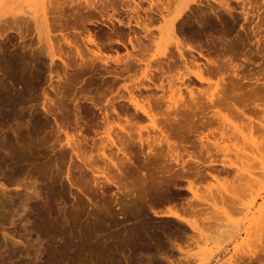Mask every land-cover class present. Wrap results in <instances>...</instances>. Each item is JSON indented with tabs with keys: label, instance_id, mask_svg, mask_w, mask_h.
<instances>
[{
	"label": "rangeland",
	"instance_id": "374dc122",
	"mask_svg": "<svg viewBox=\"0 0 264 264\" xmlns=\"http://www.w3.org/2000/svg\"><path fill=\"white\" fill-rule=\"evenodd\" d=\"M45 1L0 0V264H171L173 262L177 264H264V182L262 181L264 180V155L262 153L264 151V137L261 136L262 133L264 136V90L255 95L245 96L243 99L237 98V100L219 102L213 106L208 104L210 106L204 110L203 114L209 115L210 118L214 117V126L199 128L190 134L189 141L185 142L187 148L184 150L182 148L184 146H180L179 152L174 153V155L178 153L177 163H184L189 166L199 164L207 167L211 162L216 161L213 166L211 165V168L207 167L209 171L212 169L210 172H213L214 176L207 175V178L197 181L194 184V193L187 190L188 182L185 180H182L183 182L180 181L179 184L177 183L178 187H172L173 185L166 187L165 191L167 192L161 191L163 194L160 191L156 194L154 188L151 189L154 192L146 193L147 190L144 192V188L142 187V190L139 186V189L142 190L140 192L137 188V183L145 182L146 176L147 179L150 177L149 179L153 178V180L156 176L147 175L151 173V170H147V173L136 169L132 171L129 168L133 169V166H131L132 164L127 165L128 163L126 165L129 168L123 170L125 173L127 171L130 176L128 178H131V181H129L133 184L130 185L133 187H131L132 191L137 188L135 191L132 193L126 192L127 195L126 193H115L116 188L114 186L109 189L111 191L102 190L99 187L95 190L97 187L94 180L95 176L98 175L100 182H104V177L96 169L91 171L86 168L83 162L74 156L72 148L66 144V133L70 139L76 142V147L78 143L81 150H85L86 153L89 150L88 155L92 153L93 140L105 135V107L109 108V114L112 117H116V114L112 112V104L114 103L115 107H119L118 109H121L120 107L124 106V104L127 105V101L124 100L128 99L124 97L129 96L127 87L129 86L128 88H130V85H133V81L136 79L134 77L133 80L129 73L125 70L123 71L126 68L124 66L125 63H114V58L120 56L122 59L127 56L128 52L134 53L132 43L128 42L129 33L140 35V32L135 26L129 28L127 25H119L115 20L117 30L120 33L124 32L122 34L123 37L124 34L126 36L122 40H124L127 48L116 42L111 43L108 38L110 30L104 25L105 22L108 24V17L105 18V16L102 17L100 15V18L99 14L91 11L92 9L86 6L87 9L84 5L86 0H66V2L64 0L63 4L66 7L64 8L65 11L62 12H66V14L63 15L62 22L65 24L63 26L68 24V28L64 29L66 31L56 30V28L61 26L51 29L50 26L45 28V25L42 24L43 26L41 25L42 28H40L34 23L33 16H37L39 23L43 21L45 17L44 8L49 4V0ZM94 1L96 3L97 1L100 2V0ZM103 1L108 2V0H101V2ZM117 1L111 0L110 2H114L116 3L115 6H119L120 0ZM135 1L139 2L140 0ZM99 2L98 4H100ZM136 2H132V5L134 6ZM255 2H253L256 5L255 9L257 7L256 10L261 9L260 11L262 12H257L255 9L250 11L252 19L250 18L248 21L249 24L245 23V18L243 17V11H248L249 6L247 5L248 7L246 8L244 4H236V2L232 1L231 6L237 8L235 9V17L238 20L234 21L230 14L221 9L220 19L214 14L211 15L212 21L217 24V27L212 31L209 30L210 27H206V30L201 29L194 21L195 18L196 20L200 18L201 12H199V8L201 4L200 6L196 5L195 8L193 7V13L191 12L192 10L190 11L191 14L188 11L187 18L184 17L180 21L181 23L179 22V25H177L180 29L181 24L185 22L190 26L194 25L199 32L197 36L186 34L184 36L178 30L181 33L178 34L182 37L180 38L182 41H184L185 37V41L189 39L187 42L190 45L192 44L193 47L195 46L194 54L191 53L190 55L189 53L187 55L188 60L190 57L193 58L194 55L199 61L205 62V59L199 56L202 47L201 52L204 54L206 51L204 55L207 54V48L214 47L217 50V54L220 53V59L225 53V56H229L230 53L228 52L221 54L223 52L221 49L222 43L219 41L220 36L224 38L222 28L227 25L225 30L226 34L229 35H226L225 38L228 37L227 39L233 41L236 47H234L235 53H233L232 58H238L234 59L233 63L243 64L240 74L247 72L246 74L250 77L261 76L259 78L264 83V1L256 0ZM65 3L69 4L65 5ZM142 4L144 8L149 7L147 0L143 1ZM210 4L218 8V5L213 1H210ZM73 5H76V7ZM47 9L48 14L46 16L50 17L52 14L49 13V10L52 8L49 6ZM124 11L118 12L115 17L127 22L132 14L129 15L128 12L125 11V13ZM51 13H53V10ZM109 13H112L111 10ZM257 13L260 18L257 17ZM87 14L93 20V24L87 23V21L84 24L80 23L82 17H87ZM255 14L256 16H254ZM261 16L263 19H261ZM235 17L234 19H236ZM22 18L26 20L22 21ZM14 19L16 21L19 19V23L14 22ZM231 20L234 23H230ZM257 20L258 22L260 21V27ZM75 22H79L81 25ZM235 22H238V24ZM243 23L247 24L248 26H246L250 30L247 27L244 30L241 29L242 25H244ZM234 24L237 26H233ZM160 25L163 24L156 22L152 25L151 29L153 32L156 30V36L159 35V30L157 29ZM253 25L256 26L253 27ZM257 25L261 31L258 29L259 33L256 35L251 28L256 29L258 28ZM61 28L63 29L64 27ZM47 30L51 31L46 33ZM87 30L100 35L102 42L108 40L105 42L104 50L102 49V52L107 55L101 58L102 62L98 61L97 63L95 62L94 66L89 64L90 66L88 65L89 67H87L80 63V58H77L79 62L76 63L78 64L74 63L70 69L66 68L57 59L52 64L50 58L45 56L44 53L42 54V49L46 46L45 37L49 36L50 41L56 46L61 43L59 39L60 41L62 40L61 34L65 32L69 37L71 36V40L73 39V41L80 43L87 57H94L91 52L97 51L98 48L95 45H85L84 43L87 39L86 35H88ZM57 36L58 39H55ZM82 38H85L84 41ZM258 38H261V43L257 41ZM158 40L162 42V46L169 47L168 50H172L171 52L174 54L176 48L172 45L174 44V39L171 38L170 33L164 32L161 38L160 36L158 37ZM135 42L137 43L136 39L133 40L134 44ZM145 42L149 44V41ZM194 43L196 44L194 45ZM62 44V47H65L64 42ZM151 48H153L152 45ZM69 49L68 52H72L75 48ZM153 49L155 50V46ZM153 49L150 50V53L154 52ZM64 50L66 51V49ZM90 50L92 51L88 52ZM75 51L72 52V54L74 53L72 56H77ZM261 51L263 52L260 53ZM245 56H250L249 58L252 59L250 62L252 63L245 62ZM216 57L214 54V59ZM104 59L108 60L109 64L104 65ZM106 68L107 70H105ZM108 68H112L111 70L113 71H119L117 73L119 76L117 74V77L108 75ZM244 70L245 72H243ZM57 71L62 78L66 74L65 77L68 76L66 80L70 78L72 82L70 83L69 81L68 84L66 80H59ZM173 74L176 75V70L169 73V78L168 76L167 79L164 78V85L166 86L171 82V85H176L177 87H174L177 89L181 84ZM128 75H130L129 78ZM212 76L214 78L211 77L212 81H209L212 83L213 88L216 82L220 80H217L220 77L219 74L216 77L215 75ZM226 80L225 82L234 83L240 82L241 79L226 78ZM62 81L65 82L63 83ZM154 81L156 84L160 83L158 79ZM62 84L64 87L61 86ZM187 84H189L188 87ZM169 86L170 84L165 88L168 89ZM58 87L65 91L63 93L64 97L61 99L62 102L59 103L63 106L58 104V107H60L57 109L52 104L50 105L49 99L58 100V94L55 95V92H53V89H59ZM180 87H182V93L178 94V91L174 88L176 93L173 97L172 94L174 92H170V88L167 90V92L169 91L168 95H171L173 100L171 97H167L170 101H174L173 103L177 101L176 105H183L186 97V103L187 101L190 103V88L195 89V92L201 90L211 92L214 90L206 82L203 83L198 80L191 84L187 82L184 87L183 85ZM206 87L208 90H206ZM130 89H132V86ZM133 91L138 94V90L133 89ZM153 91L155 95L163 94L161 90L155 88L148 92L151 93ZM148 92L145 93L148 94ZM183 94L184 100L182 99ZM200 99L203 102L206 100L204 96ZM92 100L95 101L96 105ZM10 101L13 102L11 105L8 104ZM45 104L51 106L53 113L45 111ZM53 108L57 112V118L63 124L62 130H59L56 124ZM132 112L133 109L130 110L129 115ZM157 115L159 116L158 113ZM200 115L202 114L199 113ZM245 117H251V121L254 124L250 125ZM138 121H134L137 125L134 123L137 131L138 129L140 130L138 132L143 135H147L149 132H151L150 135L155 134L156 131L154 129H156L155 124L157 122L147 118ZM121 122L123 124L126 123L124 118ZM117 124H114V127ZM118 126L115 127L116 131H118V128L120 129V126ZM256 128L261 129V131L259 129L256 130ZM252 134L256 136L255 138L252 136L253 140L251 139ZM257 139L259 142L255 143ZM202 142L211 150L208 154H206L207 151L201 148L203 146ZM192 143L196 145H191ZM257 144H259V147H257ZM158 147L156 148L158 152L167 153L166 146L159 147V149ZM12 148L24 160L22 163L23 168L20 170L14 167V160L7 153L10 149V151H13ZM133 149H135L134 151L131 149L134 153L133 156L137 154L136 157L138 158L137 160L136 157H133L135 158L133 159L135 163L138 162L136 164H140V167L144 166V164L149 165L150 162H147L148 159L146 160L145 158V152H142L147 151V147L144 150H141L139 146ZM257 150L261 151L260 155H258L259 152ZM201 151L202 153H199ZM94 152L97 153L96 151ZM255 152L257 153L255 154ZM152 159L149 161L157 165L164 164L168 167L170 163L172 168L176 169L177 167L175 163L167 162L164 159L165 162L161 159L160 162L158 160L155 162V159ZM249 160L251 163L248 162ZM245 161L248 163L246 164ZM256 161L259 163L257 164ZM173 164L176 166H173ZM100 165L103 164L100 162ZM137 172L139 173L137 174ZM112 173H115V171ZM68 175H73L72 177L75 179L80 177L79 179L84 182V191L80 192L78 188L70 185L67 179ZM159 176L161 177L162 174ZM258 177H261L262 180ZM98 180L96 181L98 182ZM156 180L158 181L159 178ZM151 182L154 183V181H150V185H152ZM141 183L138 184L141 185ZM245 186L248 187L246 188ZM218 188L222 192L218 193ZM35 190L38 193H34ZM225 190L227 191L223 193ZM145 193L147 196H143V201L139 203L136 199V203L132 201L134 200V195L137 197ZM148 194L149 196L150 194L151 196L156 194V197L153 195L149 199ZM165 197L167 199L170 198V200L168 199L169 202ZM154 199L157 201L154 202V207L150 208L145 200L150 202V200ZM173 204L182 219L165 214L168 210L167 206ZM189 220L191 221L189 222ZM192 224L194 226L197 224L196 226L200 227L199 230H194L191 227ZM42 228L47 230V234H42ZM178 243L181 245V250L179 245L176 246ZM171 259L174 261L171 262Z\"/></svg>",
	"mask_w": 264,
	"mask_h": 264
},
{
	"label": "bare ground",
	"instance_id": "6f19581e",
	"mask_svg": "<svg viewBox=\"0 0 264 264\" xmlns=\"http://www.w3.org/2000/svg\"><path fill=\"white\" fill-rule=\"evenodd\" d=\"M47 1V0H46ZM45 1V2H46ZM111 0H108V2L106 3L105 1L100 2L97 1H91V0H86L84 3L85 7L87 6L88 8H91L92 10L91 11H94L95 13L99 14V16L101 15L102 17L105 16V18L108 17V24L105 22L104 25L106 27L109 28L110 32H109V39H110V42L114 43H118V44H121L123 45L125 48H127L126 44L124 43V40H122V38L124 39V37L126 38L125 34H124V37L122 36V34L124 33H120L119 30H117V28L115 27V20L118 22L119 25H127V27L131 28V26H135V28L137 27L139 29V34L138 35L137 33H134L132 34L131 32L129 33V40L128 42L132 43L133 45V50H134V53L132 52H128L126 55L127 56H124L122 59L121 57L117 56L114 61L117 62L118 64L120 63H125L124 66L126 68L123 69V71L125 70L127 73H129L131 75V78H133L134 80V77H135V81L131 80L134 82L133 85H130V88L132 86V89L128 88V97H124V98H128V99H124L126 100L127 102V105L124 104V106L120 107L121 109H118L117 107H115V104L113 103L112 106V112H114L116 114V117H112L109 112V108L108 107H105V117H104V120L106 121V130H104L105 132V135L104 136H101L100 138L98 139H94L93 140V146H92V153L90 155H88V152L89 150H87L88 152L86 153L85 150H81V147L80 145L77 143V147H76V142L73 141V139H70L69 138V135L66 133V136H67V142L66 144L72 148L71 150L73 151V154L74 156H76L81 162H83L84 166L86 168H88L89 170H94L96 169L97 171L101 172L102 176L104 177V182H100L98 180V175H96L94 178L95 180V184H96V189L99 187L100 189L102 190H106L108 191L109 189H111L112 186H114L116 188V191L115 193H132L133 191H135V189L138 188V190H140V192H142V187L144 188V192L145 190L146 193H152L153 189L155 190L156 194H158L157 192H164L166 190V187L168 188V186H177V183L179 184L180 181L182 180H185L186 182H188V186H187V190L188 191H191L194 193V184L201 180L204 179V178H207L208 176L207 175H211L212 177L214 176L213 172H210L209 171V168H211L213 166V164L216 163V161H213L211 162L207 167L208 170H207V167L206 166H201L199 164L197 165H194V166H189L188 164H184V163H177V156H178V153H176L174 155L175 152H177L178 150H180V146H184L182 148H187L186 145H185V142L189 141V137H190V134L194 133L195 131H197L199 128H207V127H212L214 126V117L210 118L209 115H205L203 114L204 110L208 109V104H211L212 106L215 105L216 103H219V102H226V101H229V100H237L238 99H243L245 96H248V95H255L261 91L264 90V83L261 82V76H249L248 74L246 73H242L240 74V72L242 71V67H243V64H237V63H233V60L234 59H238V58H232V55H234L233 53L234 52V47H236L234 44H233V41H230L229 39L225 38L226 35H229V34H226V26H224V28H222V33L224 35V38L223 36H220L219 37V41H221L220 43H222V53L223 54L224 52H228L230 53L229 56H225L223 57V55L221 56L222 58L220 59V53L217 54V50L213 48H210L209 49L207 48V54L206 55H210V56H206L204 55L206 53L203 54L201 51H202V48L200 49L201 51L199 52V56L200 57H203L205 59V62H202V61H199L197 57H194V53L193 51L195 50V46L193 47L192 44L190 45L187 41H185V37H184V41H182L179 36V34H186V35H194V36H197L199 34V32L197 31V29L194 27V25L190 26L188 25L187 23L183 22L181 24V27L180 29L177 27V25H179L178 23L180 21H182V19L186 16H188L187 14L190 13V11L193 13V10L195 8L196 5L200 6L201 4V7L198 9L200 13V18L199 20L195 18L194 21H196V24H198L197 26H199L201 29H205L206 27H210L209 30H213L215 29V27H217V24L214 23L212 21V17L211 15L214 14L216 17H218L219 19L221 18L220 17V11L221 9H224L228 14H230L233 18V20L237 21V17H235V9L237 8H233L231 5L232 1H234V3L236 2L237 3H241V4H244V6H246V8L248 7L249 10L245 12V10L243 11L244 13V18H245V23L249 24V20L251 18V12L250 11H254L253 9H255V6L253 2V0H147L149 2V7L148 8H144L143 6V1L145 0H140L139 2H136L135 0H120V5L119 6H115L116 3H111L110 2ZM119 1V0H118ZM117 1V2H118ZM210 1L216 3L218 5V8H216L215 6H213L212 4H210ZM264 1V0H263ZM66 2V0H65ZM98 2L100 4H98ZM132 2H136V4L133 6L132 5ZM64 0H49V4L45 6L44 8V19L42 22L39 23V20L37 18V16H33V20H34V23L37 24L38 26H40V28H42L43 25H45L44 27L47 28L50 26L51 29H54L58 26H61V27H64L63 29L60 27L56 28L57 29H61V30H64L65 28L67 29L68 27V24H66L67 26H63L65 24H63L64 22H62V19L64 18V14H66V12H62V11H65V7L64 6ZM79 3V2H78ZM205 3V4H203ZM256 3V2H255ZM264 3V2H263ZM1 4V3H0ZM46 4V3H45ZM66 4H69V3H65ZM73 4V3H72ZM75 4V3H74ZM81 6L82 4L79 3ZM208 4V5H207ZM257 4V3H256ZM83 5V6H84ZM216 5V6H217ZM239 5V4H238ZM248 5V6H247ZM262 5V4H261ZM49 6L52 8L49 10V13L52 14L50 17L46 16L48 14V9L47 7L49 8ZM69 6V5H67ZM72 6V5H71ZM74 6V5H73ZM79 6V7H81ZM258 6V4H257ZM76 7V5L74 6ZM84 7V8H85ZM86 7V8H87ZM194 7V8H193ZM237 7V6H236ZM260 7V6H259ZM70 8V7H69ZM68 8V9H69ZM73 8V7H72ZM78 8V6H77ZM87 8V9H88ZM193 8V9H192ZM205 8V9H204ZM261 8V7H260ZM67 9V8H66ZM86 9V10H87ZM257 9V7H256ZM255 9V10H256ZM259 9V8H258ZM53 10V13H51ZM74 10V9H73ZM72 10V11H73ZM79 10V9H78ZM111 10L112 13H109V11ZM125 10L126 12L129 13V15H131V17L129 18V20L127 22H124V20L122 19H118L115 17V14H118V12L120 11H123ZM197 10V11H198ZM261 9H259L257 12H262L260 11ZM68 11V10H67ZM75 11V10H74ZM124 11V12H125ZM189 11V13H188ZM88 12V11H87ZM125 12V13H126ZM225 12V13H226ZM237 12V11H236ZM239 12V11H238ZM222 13V12H221ZM240 13H242L240 11ZM239 13V14H240ZM86 14V13H85ZM191 14V13H190ZM197 14V13H196ZM199 14V13H198ZM242 14V15H243ZM262 14V13H261ZM68 15V14H67ZM73 15V14H72ZM89 14H87L86 16L87 17H82L81 19V24H84L86 23H89L90 24L92 23L93 24V20H91L89 17H88ZM193 15V14H192ZM223 15V14H222ZM75 16H77L75 14ZM100 16V18H101ZM225 16V15H224ZM256 16V14L254 15ZM263 16V14H262ZM261 16V19H263ZM67 17V16H66ZM74 17V16H73ZM72 17V18H73ZM197 17V16H196ZM234 17L236 19H234ZM257 17L260 18V16L258 15L257 13ZM264 17V16H263ZM28 18V17H27ZM51 18V19H50ZM68 18V17H67ZM71 18V19H72ZM78 18V17H77ZM187 18V17H186ZM190 18V17H189ZM192 18V17H191ZM226 18V17H225ZM238 18H240L238 16ZM255 18V17H254ZM25 19V18H24ZM22 18V21L24 20ZM29 19V18H28ZM252 19V18H251ZM10 20V18H9ZM19 19H17V21L14 19V22L16 21V23L18 22ZM26 20V19H25ZM24 20V21H25ZM30 20V19H29ZM96 20V19H95ZM104 20V19H103ZM187 20V19H185ZM226 20V19H225ZM233 20L230 21V23L233 22ZM240 20V19H239ZM254 20V19H253ZM260 20V19H259ZM21 21V19H20ZM99 21V20H98ZM97 21V22H98ZM222 21V19H221ZM9 22V21H8ZM29 22V21H28ZM77 22V21H76ZM75 22V23H76ZM100 22V21H99ZM104 22V21H103ZM116 22V23H117ZM156 22H160L162 23L163 25H160L158 27L157 30L158 31V36L157 33L155 34V31L153 32L152 31V25H154V23ZM187 22V21H186ZM189 22V21H188ZM11 23V22H10ZM19 23V22H18ZM24 23V22H23ZM95 23V22H94ZM110 23V24H109ZM181 23V22H180ZM226 23H228L226 21ZM234 23V22H233ZM236 23V22H235ZM243 23L244 25H242V28L241 29H246V27L248 26L247 24ZM252 23V22H251ZM254 23V22H253ZM257 23L259 24L260 21L258 22L257 20ZM256 23V24H257ZM43 24V25H42ZM76 24H79L76 23ZM79 24V25H81ZM222 24V23H221ZM224 24V23H223ZM238 24V22L236 23ZM236 24H234L233 26H237ZM42 25V26H41ZM75 25V24H74ZM86 25V24H85ZM84 25V26H85ZM230 25V24H228ZM241 25V24H240ZM247 25V26H246ZM73 26V25H72ZM118 26V25H117ZM232 26V24H231ZM256 25H253V27H255ZM76 27V25H75ZM74 27V28H75ZM177 27V28H176ZM223 27V25H222ZM252 27V26H250ZM258 27V25H257ZM259 27H260V24H259ZM251 28L253 30V33H259L258 32V29L260 30V28ZM206 28V29H207ZM233 28V27H232ZM248 28V27H247ZM49 29V28H48ZM71 29V28H70ZM68 29V30H70ZM134 29V28H133ZM205 29V30H206ZM60 30V32H61ZM75 30V29H74ZM132 30V29H131ZM178 30H180L181 33L178 32ZM229 30V29H227ZM248 30H250L248 28ZM51 30H47L46 33H49ZM58 31V30H57ZM66 31V30H64ZM232 31V30H231ZM261 31V30H260ZM63 32V31H62ZM88 32V35H86L85 37L87 38L85 41L84 39L85 38H82L85 45L86 44H92V45H95L98 50L97 51H88V52H91V54L94 56V57H87V55H85V52L84 50L81 48L80 46V43L79 42H76V41H73V39L71 40L69 35L62 33V40L64 42V46L65 47H62V40L60 41L59 39V45H54V43H52L50 41V38L49 36L45 37V44L46 46L42 49V54L44 53L45 56L49 57L52 64L55 62V60H59L62 62V64L66 67V68H70L73 67L74 63L75 64H78L76 62H79L77 58H80L81 59V64H83L84 66L86 65L87 67H89L90 65L94 66L95 62L97 63L98 61L99 62H102V57H105L106 54H104V52H102V49L104 48V46H106L105 42H107L108 40H106L105 42H102V37L100 35H98L97 33L91 31V30H87ZM164 32H168L170 33L171 35V38L174 39V44L173 41H172V45L175 46L176 50L174 52V54L168 50L169 47L167 46H162V42L160 40H158V37L163 35ZM220 32V31H219ZM69 33V32H68ZM74 33V32H73ZM179 33V34H178ZM221 33V32H220ZM228 33V32H227ZM23 34V33H21ZM78 34V33H77ZM82 34V33H81ZM80 34V35H81ZM214 34V33H213ZM79 35V34H78ZM83 35V34H82ZM108 35V34H107ZM206 35V34H204ZM222 35V34H221ZM252 35V34H251ZM133 36V37H132ZM182 36V35H181ZM185 36V35H184ZM260 36V35H259ZM128 37V35H127ZM188 37V36H186ZM191 37V36H190ZM58 39V36L55 37V39ZM60 38V37H59ZM106 38V37H105ZM147 38H149L147 40ZM192 38V37H191ZM223 38V39H222ZM251 38V37H250ZM107 39V38H106ZM136 39L137 43L135 42V44L133 43V40ZM126 40V39H125ZM200 40V39H199ZM198 40V41H199ZM261 38L259 39L258 38V42H260ZM80 41V40H79ZM145 41H149V44H147ZM191 41V40H190ZM193 41V40H192ZM152 42V44H151ZM185 42V43H184ZM245 42V41H244ZM257 42V43H258ZM56 43V42H55ZM58 43V42H57ZM79 43V44H78ZM83 43V45H84ZM201 43V42H200ZM219 43V42H218ZM252 43V42H251ZM196 43H194L195 45ZM216 44V43H215ZM84 45V47H85ZM108 45V43H107ZM151 45L155 46V50L153 48H151ZM214 45V44H213ZM67 46V47H66ZM110 46V45H109ZM115 46V45H114ZM208 46V45H207ZM210 46V45H209ZM220 46V44H219ZM72 48L74 47V51L76 52L75 55L77 54V56H72L74 55V53L72 54V52H68V49L69 48ZM218 47V46H216ZM215 47V48H216ZM86 48V47H85ZM116 48V47H115ZM197 48V47H196ZM219 48V47H218ZM261 48V47H260ZM66 49V51L64 50ZM112 49V48H111ZM153 49L154 52L153 53H150V50ZM205 49V48H204ZM263 49V48H262ZM261 49V50H262ZM70 50V49H69ZM88 50V49H87ZM104 50V49H103ZM109 50V49H108ZM152 50V51H153ZM252 50V49H251ZM256 50V49H255ZM258 50V49H257ZM86 51V50H85ZM117 51V50H116ZM259 51V50H258ZM257 51V52H258ZM264 51V50H263ZM263 51H261L260 53H262ZM87 52V51H86ZM177 52V53H176ZM220 52V51H219ZM256 52V51H255ZM254 52V53H255ZM71 53V54H70ZM118 53V52H117ZM176 53V54H175ZM190 53H193V58L190 57V59L188 60L187 58V55ZM247 53V51H246ZM214 54L215 56H217L215 59H214ZM242 54V53H241ZM248 55H250V53H247ZM246 54V55H247ZM253 54V53H252ZM257 54V53H256ZM177 55V56H176ZM247 55V56H248ZM107 56V55H106ZM219 56V57H218ZM240 56V55H239ZM244 56V55H243ZM245 56L244 57V61L245 62H250L252 59ZM257 56V55H256ZM111 57V56H110ZM109 57V58H110ZM226 57V58H225ZM263 57V56H262ZM107 58V57H106ZM225 58V59H223ZM255 58V57H254ZM257 59V58H256ZM105 60V59H104ZM111 60V59H110ZM243 60V59H242ZM235 61V60H234ZM237 61V60H236ZM254 61V60H253ZM257 61V60H255ZM109 62H112V61H109ZM242 62V61H241ZM244 62V63H245ZM79 63V64H80ZM243 63V62H242ZM252 63V62H250ZM80 64V66L82 67V65ZM90 64V65H89ZM107 65L109 64L108 63V60H105L104 62V65ZM89 65V66H88ZM99 65V64H98ZM115 65V64H114ZM245 65V64H244ZM247 65V64H246ZM264 65V64H263ZM79 66V65H78ZM109 66V65H108ZM107 66V67H108ZM113 66V65H112ZM117 66V65H116ZM110 67V66H109ZM115 67V66H114ZM118 67V66H117ZM262 67V66H261ZM260 67V68H261ZM76 68V66H75ZM84 68V67H83ZM253 68V67H252ZM258 68V67H257ZM259 68V69H260ZM108 75L110 76H115L117 77V73H119V71H113L111 70L112 68H108ZM117 69V68H116ZM73 70V69H72ZM107 70V68L105 69ZM122 70V69H121ZM120 70V71H121ZM176 70V75L173 74L177 80L180 81V86L184 85L188 82V83H194L195 80H198L200 82H206L211 88H212V83L209 81L211 80L210 78L214 76L212 75H215L218 76L219 74V77L220 78H216L217 80H219L218 82H216L215 84V87H213L212 89H214L213 91H206L205 90H201V91H198V92H195L193 88H190L189 90V96H190V103L187 101L186 103V100H187V97L185 98L186 100L183 102V105H179L178 102L176 105V102L173 103L174 101H170V99L167 97L169 96L168 95V92H174L172 94V97L174 96V94L176 93L174 91V88L176 89V85H171L172 83L169 82L171 80H169L168 84H170L169 88L170 90L167 92V88H165L166 86L164 85V78L167 79V76L169 75V73H171V71H174ZM264 70V69H263ZM84 71V69H83ZM81 72H82V69H81ZM122 72V71H121ZM125 72V73H126ZM245 72V70L243 71ZM254 72V71H253ZM263 72V71H261ZM58 73V71H57ZM66 73V72H65ZM78 73V72H77ZM83 73V72H82ZM173 73V72H172ZM251 73V72H249ZM117 74V75H116ZM254 74V73H253ZM58 77H59V80H66V74H64V77L65 79H63L61 77V75L58 73L57 74ZM128 75V78L129 76ZM172 75V74H170ZM261 75V74H259ZM263 75V74H262ZM63 76V75H62ZM119 76V75H118ZM174 76H173V79H174ZM124 77V76H123ZM127 77V76H126ZM111 78V77H110ZM130 78V79H131ZM169 78V76H168ZM226 78H239L241 79L240 82H231V83H228V82H225ZM129 79V80H130ZM155 79H158L159 80V84H156L155 83ZM172 79V80H173ZM175 79V80H176ZM195 79V80H194ZM58 80V81H59ZM236 81V79H234ZM263 80V79H262ZM69 81H70V78H67L66 82L69 84ZM113 81V80H112ZM212 81V80H211ZM227 81V80H226ZM242 81V82H241ZM63 82V81H62ZM61 82V83H62ZM65 82V81H64ZM63 82V83H64ZM72 82V80L70 81V83ZM105 82V81H104ZM110 82V81H109ZM132 82V83H133ZM148 84H147V83ZM157 82V81H156ZM115 83V82H114ZM150 83V84H149ZM153 85H152V84ZM176 83V82H175ZM239 83V84H238ZM177 84V83H176ZM246 84V85H245ZM252 84V85H251ZM26 85H28L26 83ZM67 85V84H66ZM179 85V84H178ZM189 84H187V87H188ZM60 86V85H58ZM62 87L63 84L61 85ZM109 86V85H108ZM153 86V87H152ZM176 86V87H174ZM178 86V88L176 89L178 92V94L181 92L182 93V87ZM192 86V85H191ZM195 86V85H193ZM246 86V87H244ZM186 87V86H185ZM209 87V89H210ZM59 88V87H58ZM153 88L157 89V90H161L163 92L162 95H155V92H151L149 93L148 91L150 90H153ZM207 88V87H206ZM66 89V88H65ZM109 89V88H108ZM133 89L135 90H138V94L133 91ZM210 89V90H212ZM55 92V95L58 94V100L57 99H49V102H50V105L52 104L55 108H59L58 107V104L61 101V99L64 97L63 96V93H64V89H53ZM187 90V91H188ZM208 90V88L206 89ZM156 91V90H155ZM145 92H148V94H146ZM105 93V92H104ZM167 93V95H166ZM181 95V94H180ZM123 96V95H122ZM205 97L206 100H204L205 102L202 101V99H200L201 97ZM49 97V96H48ZM57 97V96H56ZM171 97V95L169 96ZM171 97V99H172ZM123 99V97H121ZM181 98V97H180ZM184 98V94H183V97L182 99ZM189 98V97H188ZM93 99V98H92ZM114 99V98H113ZM121 99V100H122ZM115 100V99H114ZM117 100V99H116ZM173 100V99H172ZM184 100V99H183ZM208 100V101H207ZM110 101V99H109ZM179 101V100H178ZM92 102L96 105L95 101L92 100ZM13 102L10 101L8 104L11 105ZM47 103V101H46ZM98 103V102H97ZM110 103V102H109ZM182 103V102H181ZM48 104V103H47ZM45 104L44 105V109L46 112H51L53 113V111H51V106L50 105H47ZM61 105V104H59ZM63 106V105H61ZM54 109V108H53ZM103 109V108H102ZM133 109V112L130 113L129 115V112L130 110ZM56 111H59V110H56ZM103 111V110H102ZM155 111H157L156 113H154ZM54 112H55V109H54ZM61 112V111H60ZM157 113L159 114V116L157 115ZM199 113H201L202 115L199 116ZM245 114V113H244ZM158 116L156 118V116ZM242 116H246V115H242ZM63 117V116H62ZM54 118L56 120V124L59 128V130L61 129L62 130V127H63V124L62 122L60 121L59 118H57V112L54 113ZM123 118L125 120L126 123L123 124V122H121V120L123 121ZM145 118L149 119V120H153V122H157L156 125V129H154L156 132L155 134L153 135H150L151 132H149V134L147 135H143L141 132H138L140 131L138 129H136V123L134 122L136 120V122L139 120H144ZM245 119L247 121H249V124L250 125H253L254 123L251 121V117H245ZM62 120V119H61ZM138 121V122H139ZM118 123L116 126H120V129L118 128L116 131L115 127H114V124ZM135 123V125H134ZM138 124V123H137ZM140 124V123H139ZM93 126V125H92ZM91 128V127H89ZM259 129V128H256V130ZM137 132H136V131ZM153 130V131H154ZM261 131V129H259ZM258 130V131H259ZM99 132V131H98ZM97 132V133H98ZM136 132V133H135ZM69 133V132H68ZM101 133V132H100ZM103 133V132H102ZM153 133V132H152ZM158 134V135H157ZM259 134V133H258ZM252 136L253 138H255L256 136H254L253 134L251 135V139H252ZM262 137L263 136V133L261 135ZM83 137V136H82ZM260 139V138H259ZM87 140V139H86ZM178 140V141H177ZM253 140V139H252ZM255 140V139H254ZM262 140V139H261ZM259 142L258 139L255 143ZM262 142V141H261ZM264 142V141H263ZM81 144V143H80ZM137 144V146H136ZM203 146L201 148H203L206 152V154H208L211 150L209 149V147L207 145H205V143H203ZM79 145V147H78ZM191 145H196L195 143H192ZM190 145V146H191ZM258 145V146H257ZM256 146L259 147V144H257ZM261 145V144H260ZM264 145V144H263ZM262 145V146H263ZM142 150H144V148L147 147V151H142L145 155V158L146 160L148 159V163L149 165H145L144 163V166L140 167V164H136L138 162L135 163V158L133 157H136V156H133V152L131 151V149L134 151L135 149H133L134 147H138ZM163 147V146H166L167 147V153L165 152L164 154L157 151V147ZM193 146V147H194ZM88 147V146H87ZM133 147V148H132ZM158 147V149H159ZM198 147V146H197ZM195 147V148H197ZM13 149V148H12ZM11 150V149H10ZM7 152L9 154V156L14 160V167L18 170L22 169L23 168V159L22 157L20 156L19 153H17L14 149L13 151H10ZM199 150V149H198ZM8 151V150H7ZM94 151H96L97 153H95ZM200 151V150H199ZM258 151V150H257ZM179 152V151H178ZM259 152V151H258ZM261 152V151H260ZM260 152L258 155H260ZM95 153V155H93ZM137 153V152H136ZM199 153H202L199 152ZM257 152H255L256 154ZM263 155H264V151L262 152ZM262 153H261V157H262ZM247 155V154H245ZM142 157V156H140ZM176 157V158H175ZM246 157V156H245ZM260 157V156H259ZM260 157V158H261ZM264 157V156H263ZM10 158V159H11ZM137 158V157H136ZM155 159V162L156 160H158V162H160L161 160L162 161H167V162H171V163H175L177 165L176 169L175 168H172V164L169 163L170 166H165L164 164H161V165H157L153 163H151V161H149L150 159ZM244 158V157H243ZM247 158V157H246ZM250 158V157H249ZM248 158V159H249ZM253 158V157H252ZM152 159V160H153ZM161 159V160H160ZM164 159V160H163ZM251 159V158H250ZM127 160V161H126ZM138 160V158H137ZM142 160V159H141ZM257 160V159H256ZM263 160V159H262ZM12 161V160H11ZM126 161V162H125ZM164 161V162H165ZM13 162V161H12ZM100 162L101 164L103 165H100ZM130 162V163H129ZM246 162V161H245ZM250 162V160L248 161ZM246 162V164L248 163ZM254 162V161H253ZM257 162V161H256ZM264 162V161H263ZM128 163V164H127ZM142 163V162H141ZM251 163V162H250ZM259 162H257L258 164ZM129 164H132L131 166H133L131 168H129V166L127 167V165ZM167 164V163H165ZM173 164V166L175 165ZM254 164V163H253ZM256 164V166H258ZM126 165V167H125ZM142 165V164H141ZM168 165V164H167ZM175 165V166H176ZM212 165V166H211ZM246 166V165H245ZM216 167V166H215ZM249 167V166H248ZM126 168H129L130 170H138V171H141V172H144L146 171L147 173V170H151V173L150 174H147L149 176H156L153 180L152 179H149L150 181H154V183L151 182L152 185L149 184V180L147 179V176L146 178L144 179L145 182L142 183L141 182H138V183H141V185H138L137 188L131 189L132 186L130 185H133L130 183L131 181V178L129 179L128 176L129 174H127V171L126 173L124 172L123 169H126ZM214 168V167H213ZM128 169V170H129ZM215 170V169H213ZM113 171H115V173H112ZM216 171V170H215ZM214 171V172H215ZM218 171V170H217ZM131 172V171H130ZM229 172V171H228ZM129 173V172H128ZM136 173V172H135ZM139 172H137L138 174ZM260 173V172H259ZM156 174V175H155ZM162 174V176L160 177L159 175ZM261 174H263L261 172ZM95 175V174H94ZM140 175V174H139ZM264 175V174H263ZM73 175H68L67 176V179L68 181L70 182V185L72 186H75L76 188H78L81 191H84L83 190V181L79 178L75 179L72 177ZM207 176V177H206ZM259 176V175H258ZM130 177V176H129ZM159 180L157 181L156 179ZM262 177V176H261ZM261 177H258V178H261ZM143 178V176H142ZM141 178V180H142ZM211 178V177H210ZM263 178V177H262ZM261 178V180H262ZM84 179V178H83ZM264 179V178H263ZM98 180V182L96 181ZM130 180V181H129ZM258 180V179H256ZM247 181V180H246ZM264 182V180H262ZM157 182V183H156ZM183 182V181H182ZM250 182V181H249ZM248 182V183H249ZM156 183V185H155ZM159 183V185H157ZM259 183V181H258ZM94 184V185H95ZM182 184V183H181ZM180 184V185H181ZM150 185V187H149ZM262 185V184H261ZM139 186L140 188L142 189H139ZM165 186V188H164ZM244 186V185H242ZM246 188L248 186H245ZM133 188V187H132ZM150 189L148 191V189ZM216 188V187H215ZM244 188V187H243ZM245 188V189H246ZM86 189V188H85ZM131 189V190H130ZM181 189V188H180ZM137 190V191H138ZM168 190V189H167ZM177 190V189H176ZM86 191V190H85ZM111 191V190H109ZM151 191V192H150ZM212 191V190H211ZM222 192L221 189L218 188V193L219 192ZM227 190L223 191L226 192ZM90 192V191H89ZM97 192V191H96ZM99 192V191H98ZM154 192V191H153ZM161 192V193H162ZM167 192V191H165ZM34 193H38L37 190H35ZM86 193V192H85ZM104 193V191H103ZM114 193V194H115ZM138 193V192H136ZM144 194V195H138L136 197V195H134V201L135 202V199L136 201L139 203L141 201H143L144 197L143 196H147V194ZM155 194V195H156ZM163 194V193H162ZM39 195V194H38ZM127 195V193H126ZM154 195V194H153ZM152 195V196H153ZM154 195V196H155ZM161 195V194H160ZM159 195V197H160ZM169 195V194H168ZM218 195V194H217ZM131 196V194H130ZM145 196V197H146ZM149 196V194H148ZM151 196V194H150ZM149 196V199L152 197ZM164 196H167V195H164ZM163 196V197H164ZM118 197V196H116ZM123 197V196H122ZM132 197V196H131ZM156 197V196H155ZM213 197V195H212ZM220 197V196H219ZM229 197V196H228ZM166 198V197H165ZM215 198V197H214ZM125 199V198H124ZM170 200V198H168ZM168 199L166 198V200L168 201ZM146 203L148 204V206L151 208V207H154V202H156L157 200H150V202L148 200H145ZM123 202V201H122ZM169 202V201H168ZM133 203V202H132ZM136 203V202H135ZM137 203V204H138ZM127 205V204H126ZM122 206V205H121ZM120 206V207H121ZM130 206V205H129ZM126 208V206H124ZM128 207V205H127ZM135 207V205H134ZM192 207V206H191ZM190 208V207H189ZM193 208V207H192ZM138 209V208H136ZM167 212L165 214L167 215H170V216H173V217H176L177 219H182L181 216L179 215V212L176 210L175 208V205H168L167 206ZM186 209V208H185ZM132 210V209H131ZM263 210V209H262ZM196 211V210H195ZM133 212V211H132ZM198 212V210H197ZM196 212V213H197ZM201 214V213H200ZM204 214V213H203ZM208 214V213H207ZM210 214V213H209ZM263 214V213H262ZM215 215V214H214ZM206 216V215H205ZM210 216V215H209ZM216 216V215H215ZM212 217V216H211ZM217 217V216H216ZM224 217V216H223ZM215 218V217H213ZM262 219V218H261ZM264 219V218H263ZM185 220V219H184ZM182 220V221H184ZM213 220V219H212ZM216 220V219H215ZM186 221V220H185ZM188 221V220H187ZM191 220H189L190 222ZM219 222V221H218ZM192 223V222H191ZM220 223V222H219ZM198 224V223H197ZM197 224H192V228L195 230H199L200 227L196 226ZM146 225V224H145ZM189 225V224H188ZM191 225V224H190ZM222 225V224H221ZM219 226V225H218ZM226 227V226H225ZM260 227V226H259ZM264 227V226H263ZM140 228V227H139ZM221 228V226H220ZM223 228V227H222ZM141 229V228H140ZM139 229V230H140ZM225 230V228H223ZM227 229V228H226ZM146 230V229H145ZM261 230V228H260ZM42 231V234H47V230L45 228H42L41 229ZM133 233V232H132ZM134 234V233H133ZM146 234V233H145ZM136 235V234H135ZM138 235V234H137ZM141 235V234H140ZM130 236V235H129ZM146 237V236H145ZM134 238V236H133ZM132 238V239H133ZM136 238V237H135ZM144 239V238H143ZM134 241V240H133ZM177 241V240H176ZM180 246L179 249L181 250V245L178 243L176 246ZM174 246V245H173ZM175 247V246H174ZM178 248V247H177ZM168 258V257H167ZM172 260V259H171ZM170 260V261H171ZM174 260H172L171 262H173ZM198 261V260H197ZM117 263V262H116ZM202 263V262H201ZM171 264H177L175 262L171 263ZM203 264V263H202Z\"/></svg>",
	"mask_w": 264,
	"mask_h": 264
}]
</instances>
